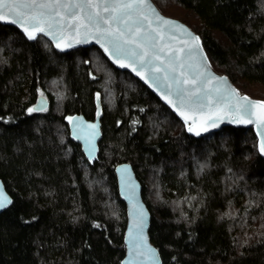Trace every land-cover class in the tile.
Returning <instances> with one entry per match:
<instances>
[{"label":"trees","instance_id":"16d2710c","mask_svg":"<svg viewBox=\"0 0 264 264\" xmlns=\"http://www.w3.org/2000/svg\"><path fill=\"white\" fill-rule=\"evenodd\" d=\"M169 1L214 68L264 100V0ZM41 93L49 108L30 112ZM98 95L103 135L89 163L65 119H94ZM123 162L142 184L163 264H264V158L252 128L196 138L97 47L61 53L0 23V180L12 198L0 264H120Z\"/></svg>","mask_w":264,"mask_h":264},{"label":"water","instance_id":"95a60500","mask_svg":"<svg viewBox=\"0 0 264 264\" xmlns=\"http://www.w3.org/2000/svg\"><path fill=\"white\" fill-rule=\"evenodd\" d=\"M148 3L155 12L153 13L148 8H145V12L152 21L151 27L156 28L159 32V36L156 40L158 47L155 51L160 58L157 60L151 55L148 57V59L152 61L154 67H141L140 63L136 62L139 58H130L126 55L117 56L113 54L110 44L104 40L97 42L95 30L92 28H88L87 30L81 28L79 33L71 30L65 31L63 34L57 32L56 39H53L50 35L46 36L40 33L38 28H34L29 24L14 25L7 22L0 23L6 26L11 25L16 27L22 32L25 38L29 39L28 34L24 31L26 28L28 32L35 34L36 38L40 36L44 37L61 53L76 48L97 47L114 67L136 77L141 83L148 87L157 98L166 104L174 115L185 125V130H187L188 134L200 138L201 136L220 131L223 127L228 126L252 128L257 138V149L259 154L264 158V152L260 150L262 140L261 133L264 132V129L257 126L259 122L258 117L262 110L261 107L257 106L252 108L251 111L254 115L249 117L244 113L232 111L229 106L230 104L235 106L240 97H248L251 101L263 100L252 98L243 92L241 93L226 74L218 73L215 70L203 47L200 36L196 31L192 30L180 19L165 15L162 10L157 7L154 0H148ZM157 14L163 19L176 22L175 25H163L158 19ZM61 15L63 16V13H61ZM57 19H60V17H57ZM74 22L76 21H62V23ZM44 27L48 30L46 25ZM115 28L116 26L113 25V29ZM131 47H135V45H131ZM105 49H108V51H105ZM147 50L150 53L153 51L152 49ZM170 60L173 62L172 65H169ZM121 64H127L128 67H121ZM166 65L169 66L166 67ZM172 66L175 67V72L171 71ZM138 72L139 75H137ZM166 76L168 79H165ZM172 76H176L179 79H184L185 77L188 79L195 78L197 80V88L203 90V92L209 93L214 99L221 96L225 99L212 105L211 108L180 109L175 95L171 94L168 90V85L172 83ZM217 78L224 79L221 80ZM230 93H234V95H230ZM168 100H172L173 103H168ZM95 101L96 115L94 119L87 120L84 115L78 113L75 115H67L65 119V122L69 126L71 139L77 144H80L82 152L89 163L97 161L99 157V143L103 135L101 131V118L103 112L99 95L95 98ZM49 105L50 103L47 97L41 96L35 102L33 109L35 112H44L49 108ZM180 111H183L184 115L178 114ZM68 117H73L74 119L69 121ZM249 119H252L253 123H247ZM92 124L96 125L95 129L89 128V125ZM197 132L200 134L196 135ZM93 133L94 135H92ZM115 176L117 177V188L119 189L120 199L124 202L127 210V223L123 240L125 244V256L120 264H163L159 250L153 242L150 241L149 228L152 221L151 212L143 198V187L138 176H136L134 172L133 166L127 162L117 164L115 167ZM0 191H2L12 203V198L6 191L5 184L1 180ZM11 203L5 208L0 209V214L10 207L12 205ZM141 212H143L144 218L142 238L138 235L139 229L136 227Z\"/></svg>","mask_w":264,"mask_h":264},{"label":"snow or ice","instance_id":"6c2138e0","mask_svg":"<svg viewBox=\"0 0 264 264\" xmlns=\"http://www.w3.org/2000/svg\"><path fill=\"white\" fill-rule=\"evenodd\" d=\"M145 8L155 12L148 0H0V22L14 25L29 24L38 28L40 33L46 36L50 35L53 39H56L57 32L63 34L65 31L71 30L79 33L81 28L86 30L92 28L95 30L97 42L106 41L111 45L113 54L139 58L136 62H139L141 67H154L148 57L151 55L157 60L160 58L155 51L158 47L156 40L159 32L156 28L151 27L152 21L145 12ZM157 17L166 26L176 23L163 19L158 14ZM64 20L76 22L62 23ZM45 25L48 30L45 29ZM113 25L116 26L115 29H113ZM24 31L28 34L29 39H36V35L28 32V29L25 28ZM131 45H135V47H131ZM147 49L153 51L150 53ZM172 64L173 62L170 60L169 65ZM120 66L128 67L127 64ZM171 71L175 72L174 66L171 67ZM165 79L168 77L166 76ZM217 79L223 80L224 78ZM171 80L172 83L168 85V90L175 95L180 109L211 108L212 105L225 99L222 96L214 99L209 93L197 88L195 78L179 79L172 76ZM230 95H234V93H230ZM168 103L172 104L173 101L168 100ZM229 106L232 111L244 113L249 117L254 115L251 109L260 106L262 110L258 117L257 126L264 129V101H251L248 97H240L235 106L231 104ZM29 111H34V109H29ZM178 114L184 115V112L180 111ZM68 119L72 121L74 118L68 117ZM247 123H253V120L249 119ZM89 128L95 129L96 125H89ZM199 134V132L196 133V135ZM261 136L260 150L264 152V132L261 133ZM9 203L11 200L0 191V209L5 208ZM143 225L144 218L143 212H141L136 225L139 229L138 235L141 238Z\"/></svg>","mask_w":264,"mask_h":264},{"label":"rangeland","instance_id":"374dc122","mask_svg":"<svg viewBox=\"0 0 264 264\" xmlns=\"http://www.w3.org/2000/svg\"><path fill=\"white\" fill-rule=\"evenodd\" d=\"M155 1V0H154ZM168 1L169 0H160L159 2H160V4L162 3V5L161 6H158V4L156 3V1H155V3H156V5H157V7L160 9V10H162V12L165 14V15H167V16H169V17H174V18H177V19H180L178 16H176V14L174 15V14H169L168 13V8H167V6L168 5H166L167 3H168ZM170 2V1H169ZM171 12V11H170ZM176 12V11H175ZM177 13V12H176ZM181 20V19H180ZM181 21H183V20H181ZM185 22V21H184ZM186 23V22H185ZM187 24V23H186ZM188 25V24H187ZM189 26V25H188ZM190 27V26H189ZM191 28V27H190ZM211 62V61H210ZM213 65V64H212ZM214 67V66H213ZM216 70V69H215ZM217 71V70H216ZM218 73L220 72V71H217ZM220 73H222V72H220ZM224 74V73H223ZM236 86V85H235ZM237 87V86H236ZM238 88V87H237ZM239 90V89H238ZM240 91V90H239ZM241 92V91H240ZM243 92V91H242ZM241 92V93H242ZM244 93V92H243ZM244 94H246V93H244ZM248 95V94H247ZM41 96H45L44 94H42L41 93V95H40V97ZM250 96V95H249ZM250 97H252V96H250ZM252 98H257V99H260V98H258V97H252ZM261 100H263V99H261ZM264 101V100H263Z\"/></svg>","mask_w":264,"mask_h":264}]
</instances>
